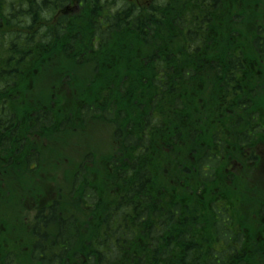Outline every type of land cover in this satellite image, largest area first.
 <instances>
[{"label":"trees","instance_id":"16d2710c","mask_svg":"<svg viewBox=\"0 0 264 264\" xmlns=\"http://www.w3.org/2000/svg\"><path fill=\"white\" fill-rule=\"evenodd\" d=\"M65 113L117 124L112 149L57 202L26 176L35 200L0 222V264H264V185L240 190L222 160L264 138V0H0V165L39 152L30 118L48 131Z\"/></svg>","mask_w":264,"mask_h":264},{"label":"rangeland","instance_id":"374dc122","mask_svg":"<svg viewBox=\"0 0 264 264\" xmlns=\"http://www.w3.org/2000/svg\"><path fill=\"white\" fill-rule=\"evenodd\" d=\"M74 11H76V8ZM53 67H51V69H53ZM52 77L53 75H51V78ZM45 85H43V87H45ZM70 89L71 87H68V93L66 94H69V96L66 95L67 99L64 101V105L76 104V101L70 94ZM62 90L66 89L63 88ZM45 93L46 94H43V96L48 94V92ZM55 102L56 99L54 100V103ZM70 115L75 118L72 114ZM65 117L66 113L62 116L59 115L55 119L57 124L54 127L47 126L48 131L36 136L40 137L38 139L39 147L34 148V150L36 151L39 149V152H35L37 158L34 155L29 161V163L36 165V167H33L32 172L28 170L29 174L24 173L27 171L25 170L27 164H23L22 166L17 164L0 165V181L3 183L2 187L5 189V191L0 194V222L8 226V223L13 221L14 223L12 225H18V227L22 226L19 224V220H21L20 214L25 210L24 206H26V210L30 208L27 203L29 200L32 202L31 197H35L30 195L31 193H25L24 191L23 185L25 184L23 183L27 181L26 176L38 181L41 191L43 192L44 190V195H47L50 201L55 198L59 199L62 194L59 190H64L65 187L67 189V185L74 179V175H76L83 160L85 158L87 162L91 160L88 154L105 156V154H108L112 149L113 137L111 138V136L118 126L113 121H107V125H103L102 122H100L97 124H82V126H79L77 120H75L77 124L62 128L63 124L60 125L59 120L62 122ZM1 133L2 130L0 129V135ZM27 150L33 153L32 149H26V151ZM17 157L23 158L24 156L22 152H20ZM103 158L104 157H102V159ZM91 166L93 167L92 164ZM98 168L100 167H95V169ZM232 170L236 171L234 173L235 175L238 174L235 168ZM93 172H96V170ZM93 172L90 171L89 174L91 175ZM70 179L71 181H68ZM237 183V185L240 184L238 187H240L241 190L243 183L240 178L237 180ZM25 194L26 196L24 197ZM234 195L236 196V194ZM40 198H42V196H40ZM16 201L25 204L23 205V209L16 205L18 203H16ZM37 207V204H33L32 208L37 209ZM24 220L31 224L32 218L26 215ZM5 224L0 225V230L2 232L4 229L6 230L4 227Z\"/></svg>","mask_w":264,"mask_h":264},{"label":"flooded vegetation","instance_id":"af4514ba","mask_svg":"<svg viewBox=\"0 0 264 264\" xmlns=\"http://www.w3.org/2000/svg\"><path fill=\"white\" fill-rule=\"evenodd\" d=\"M34 114L36 115V113H33V115ZM33 115H32V118L34 117ZM29 120H28L29 121L28 126L30 128L29 129L30 131H39L41 134H44L46 132L44 129L37 130L35 128V124H34L35 122L31 118ZM24 121L21 120V124H23ZM56 124H57V122L52 123V124L47 123V125L50 126V127H54ZM257 127L259 129L260 134L261 133L264 134V122H262L261 124H257ZM0 129H2V133H1L2 136L1 137L4 138L6 136V134H7V132H6V130H4V128H1L0 127ZM254 135H256V136L253 137V140L252 141H253V143L254 142H260L259 147L252 148L251 146H249L247 148V150L250 149L248 151V153L245 154V153L241 152L240 154L231 155L229 157L224 156L222 158V160L226 163V169H225L226 173H228V170H230V172H232V174L235 175L234 173L236 171L235 170H231L230 167H229V165L231 163L232 164V168H235L238 171V174L235 175V176L240 177V179H241L242 182L243 181L244 182L245 181L248 182V181H251V179H256L257 182H259V180H260L263 183V185H264V147L263 148H260L261 145L264 144V143L263 144L261 143L262 141H264V138L259 140L257 138V133L256 132H254ZM36 136H38V135H36ZM236 139L237 138H235V140ZM227 140H228V138H227ZM231 140H234V139H231ZM24 144H26V143L24 142L23 145ZM23 145H22V148H24ZM10 147L7 144V147L6 148H3L2 150H4L5 153L6 152L8 153L9 150H10ZM2 153H3V151L0 150V156L2 155ZM249 156L251 158L257 160L258 162H260V164H259L258 167H257V164L258 163H255V164H252L251 166H249V162H248L250 160V157ZM14 162L17 165H21V166L24 164V163L21 164V162L16 161L15 159H12L11 157L10 158L5 157V159H4V165L5 164H10L11 165ZM33 167H36V165L35 164L28 163L27 168L29 169L30 172L33 171L32 170ZM29 171H25L24 173L29 174ZM76 175H74V176H76ZM239 189H240V187H239ZM230 194L231 193H228L227 195L226 194H223V195L218 194L216 196L215 201H214V203L212 205H215V206L218 207L220 205L227 204L228 205V208H229V204H231V202H229L230 198H235L234 193L232 194V196H230ZM31 198H32V200H35L33 197H31ZM202 199H206V198L204 196H202ZM239 199H241V197ZM57 200H58V198H55L54 200L48 201V203H50V202H57ZM244 200H245V198H244ZM238 202H239V200H234L233 203H238ZM263 205H264V202L262 200V207L264 209V206ZM248 207H245V206H241L240 207V212L243 213L242 215H246L247 214V213L245 214V209H248ZM259 222H260V225L263 227L262 228V234L264 235V213L262 214V219ZM248 223L250 224L251 221H248Z\"/></svg>","mask_w":264,"mask_h":264},{"label":"bare ground","instance_id":"6f19581e","mask_svg":"<svg viewBox=\"0 0 264 264\" xmlns=\"http://www.w3.org/2000/svg\"><path fill=\"white\" fill-rule=\"evenodd\" d=\"M8 29V28H7Z\"/></svg>","mask_w":264,"mask_h":264}]
</instances>
